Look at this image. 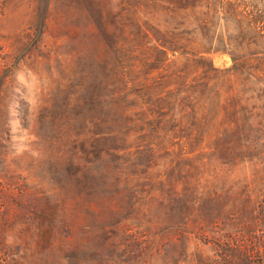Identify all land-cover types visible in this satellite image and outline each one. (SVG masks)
Segmentation results:
<instances>
[{
    "label": "rangeland",
    "instance_id": "374dc122",
    "mask_svg": "<svg viewBox=\"0 0 264 264\" xmlns=\"http://www.w3.org/2000/svg\"><path fill=\"white\" fill-rule=\"evenodd\" d=\"M229 263L264 264V0H0V264Z\"/></svg>",
    "mask_w": 264,
    "mask_h": 264
},
{
    "label": "trees",
    "instance_id": "16d2710c",
    "mask_svg": "<svg viewBox=\"0 0 264 264\" xmlns=\"http://www.w3.org/2000/svg\"><path fill=\"white\" fill-rule=\"evenodd\" d=\"M171 51H172V53L173 54H175V52H177V49L176 48H171ZM193 51H195V50H192V53H193ZM200 51V50H199ZM200 52H205V51H200ZM219 151H221V152H219ZM217 153H221V154H226L227 152H226V150L223 148V147H220L219 148V150H217L216 151ZM224 250H225V256L226 257H228L227 258V261L229 262L230 260V258L231 259H233L234 258V256L236 257V256H239V255H246L247 256V254H248V252H247V250L245 249V250H236V251H238V252H235V254H234V250L233 249H231V248H224ZM229 264H232V263H229Z\"/></svg>",
    "mask_w": 264,
    "mask_h": 264
}]
</instances>
